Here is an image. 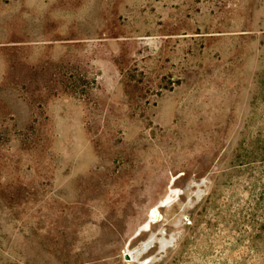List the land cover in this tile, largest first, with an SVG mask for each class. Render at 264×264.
<instances>
[{"label":"rangeland","instance_id":"1","mask_svg":"<svg viewBox=\"0 0 264 264\" xmlns=\"http://www.w3.org/2000/svg\"><path fill=\"white\" fill-rule=\"evenodd\" d=\"M0 264H264V0H0Z\"/></svg>","mask_w":264,"mask_h":264},{"label":"water","instance_id":"2","mask_svg":"<svg viewBox=\"0 0 264 264\" xmlns=\"http://www.w3.org/2000/svg\"><path fill=\"white\" fill-rule=\"evenodd\" d=\"M151 219L153 220H157L160 216V211H159V207H155L154 210L151 212ZM125 258L128 260H131L134 258L133 254L131 251L125 252Z\"/></svg>","mask_w":264,"mask_h":264},{"label":"bare ground","instance_id":"3","mask_svg":"<svg viewBox=\"0 0 264 264\" xmlns=\"http://www.w3.org/2000/svg\"><path fill=\"white\" fill-rule=\"evenodd\" d=\"M164 201H165L164 199L161 200L162 204H165ZM162 204H157V205H154V206L152 207V209H151V211H150V215H149V218H150L151 221H157V220H159V218H160V216H161V212H160V216H159V218H158L157 220H153V219H151V217H152L151 212L154 210L155 207H159V205H162Z\"/></svg>","mask_w":264,"mask_h":264}]
</instances>
